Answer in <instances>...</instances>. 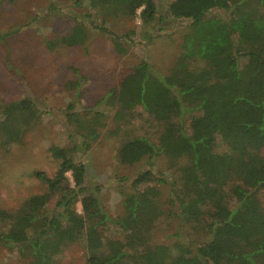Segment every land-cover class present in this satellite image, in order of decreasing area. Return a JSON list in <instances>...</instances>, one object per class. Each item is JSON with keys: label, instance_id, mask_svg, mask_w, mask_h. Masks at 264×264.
Segmentation results:
<instances>
[{"label": "trees", "instance_id": "obj_1", "mask_svg": "<svg viewBox=\"0 0 264 264\" xmlns=\"http://www.w3.org/2000/svg\"><path fill=\"white\" fill-rule=\"evenodd\" d=\"M90 4L105 14L113 10L139 16L146 36L158 33L166 21L157 0ZM213 11L220 14L212 17ZM168 17L189 23L182 54L166 77L148 61L135 66L139 100L122 104L116 119L127 121L136 104L156 119L171 112L180 120L173 158L184 164L168 175L149 169L133 180L122 178L133 190L132 202L125 201L124 206L128 218L112 217L99 197L101 188L89 187L87 166L78 158L100 138L106 115L71 107L67 127L74 144L50 147L55 175L35 173L44 192L27 198L0 232V243L14 249L26 264H56L73 244L85 247L84 264H144L139 253L164 216L163 187L169 189L171 215L181 220L186 239L179 254L158 246L165 257L177 264H264V0H177ZM94 28L111 36L118 53L127 52L123 37L98 25ZM86 40L87 25L79 23L71 35L49 45L71 48ZM193 60L200 66L192 67ZM118 93L112 90L109 100L99 104L108 101L113 108ZM42 113L27 98L0 102V148L24 144ZM215 115L219 120L210 133L204 126ZM219 140L228 147L220 172L215 166ZM159 155L146 136L132 137L118 150L119 161L126 165L148 160L152 167ZM79 203L82 213L76 208ZM1 216L7 215L0 211ZM105 229L110 233L103 236ZM117 231L124 235L122 249L116 245Z\"/></svg>", "mask_w": 264, "mask_h": 264}, {"label": "rangeland", "instance_id": "obj_2", "mask_svg": "<svg viewBox=\"0 0 264 264\" xmlns=\"http://www.w3.org/2000/svg\"><path fill=\"white\" fill-rule=\"evenodd\" d=\"M177 0H157L161 17L166 18L158 33L143 28L138 17H126L116 12L103 13L93 8L90 0H4L0 4V102L21 99L33 100L43 113L39 123L27 135L22 145L0 148V232L9 216L19 209L30 196L44 192V185L35 177L45 171L53 177L57 164L51 159L52 146L71 147L67 113L95 109L106 115L100 138L90 151L78 158L87 166L89 187H100L106 211L114 218L126 219L125 201L132 202L130 183L143 170L155 174L176 172L185 161L175 160L173 153L180 136V120L171 112L166 117L153 118L142 106L136 104L128 112L127 121L120 122L116 114L122 104L131 105L139 100L134 86V67L148 61L160 75L171 74L182 54V39L188 22L168 17L169 7ZM140 13V12H139ZM213 11L210 16L219 15ZM79 23L87 25V40L82 46L49 45L71 35ZM104 27L115 36L123 37L121 43L127 52L118 53L111 36L94 27ZM164 28V29H163ZM192 67L200 62L193 60ZM72 84H76L75 86ZM119 92L113 108L108 105L111 91ZM109 100V99H108ZM219 116L208 117L205 126L215 131ZM146 136L156 145L160 155L135 165L122 164L118 150L128 139ZM215 166L223 169L222 155L227 145L219 140ZM71 182V174L67 175ZM164 216L152 232L146 247L139 253L144 264H177L165 257L157 247L171 248L175 254L185 250L186 239L181 220L171 215L169 189L162 188ZM77 211L82 213L79 203ZM5 217V218H3ZM105 229L101 235L110 231ZM116 245L124 248V235L115 233ZM86 249L80 244L68 246L56 264H84ZM0 264H26L18 253L0 243Z\"/></svg>", "mask_w": 264, "mask_h": 264}]
</instances>
